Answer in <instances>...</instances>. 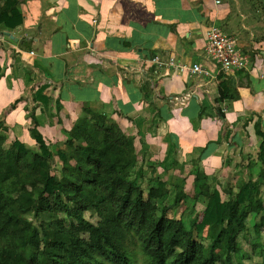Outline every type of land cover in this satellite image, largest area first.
<instances>
[{"label": "crops", "instance_id": "1", "mask_svg": "<svg viewBox=\"0 0 264 264\" xmlns=\"http://www.w3.org/2000/svg\"><path fill=\"white\" fill-rule=\"evenodd\" d=\"M20 7L22 25H0V131L6 136L34 146L42 134L51 147L93 114L124 125L131 119L139 135L154 130L151 145L162 160H179L189 172L201 147L209 161L201 164L215 176L230 142L244 143L240 128L254 121L255 131L259 120L264 131V0H21ZM213 24L237 39L252 60L248 70L226 71L208 58ZM156 56L207 64L213 77L160 66ZM184 126L204 139L190 150L177 133L183 145L171 143L180 152L169 156V138Z\"/></svg>", "mask_w": 264, "mask_h": 264}, {"label": "trees", "instance_id": "2", "mask_svg": "<svg viewBox=\"0 0 264 264\" xmlns=\"http://www.w3.org/2000/svg\"><path fill=\"white\" fill-rule=\"evenodd\" d=\"M20 3L4 0L0 25L16 28L24 23ZM126 122L93 114L71 128L65 143L72 152L53 151L37 134L41 151L26 145L17 156L0 131V264H133L136 255L150 264H249L256 256L263 260L254 264H264V238L248 240V249L238 246L264 183L253 182L252 174L224 187L205 172L201 162L208 153L203 149L189 172L179 160L172 162L181 175L173 174L170 190L154 161L138 165V155L126 164L129 155L148 149L144 134L130 128L131 119ZM255 133L261 138L257 159L263 177L259 120ZM57 158L62 168L54 174ZM188 173L194 175L193 194L185 190ZM198 203H203L202 212L196 210Z\"/></svg>", "mask_w": 264, "mask_h": 264}, {"label": "rangeland", "instance_id": "3", "mask_svg": "<svg viewBox=\"0 0 264 264\" xmlns=\"http://www.w3.org/2000/svg\"><path fill=\"white\" fill-rule=\"evenodd\" d=\"M193 123V122H192ZM254 124V121H253ZM253 124L251 126H249V128H240V133L242 137H244V143L242 144L241 147H237L234 143L230 142V146L229 149L225 156L222 158L224 161L221 165H216L215 168L213 167L212 171L216 176V180L218 182H220V184H222L224 187H227V183H231L233 186H235L236 181L239 178H243V179H248V178H252V174L254 176L253 178V182H262L264 183V176H260L258 175V170L260 168V163H258V159H257V154L259 152V145L261 142V138L254 136V127ZM237 128V126H235ZM224 129V128H223ZM231 129V128H229ZM211 132L215 133V129L212 128L210 130ZM252 132V133H251ZM144 133V132H143ZM177 133H180L183 136L184 140L186 141V143H184V145H186L187 147H189V149H193L198 143H200L204 138V134H191L189 132V130L184 127L179 128V131L176 130V135L174 134L172 138H169L170 144L171 143H176V145L180 146L179 143L182 144L181 142V138L179 136V134L177 135ZM145 134V133H144ZM152 134L151 136H144V139L146 140V142L149 144L148 149L146 147H143V149L141 150V152H139V154H134V155H129V157L127 158L126 164H130V162L134 159H136V157L139 155L141 159L138 160V165L142 162V161H146L149 162V160L152 162L154 161L156 163V173L161 174L164 178L163 180L168 179L169 180V184H168V188L170 190H173V188L170 186V182H172V176L173 174H171V170L173 169V165L172 162L169 160H162V157H164V154H159L158 152H154V145H151L152 141H154V130H152ZM8 136V135H7ZM234 136V135H233ZM16 136H8L7 141L5 143V146L8 148H11L14 155L17 156L18 152H20L22 149H24V146L29 145L30 147L32 145L27 144V143H21L20 139L19 140H15ZM58 138V137H57ZM67 137H61L60 140H58L56 143L57 147H53L54 144L51 143V147L53 149V151H56L58 148H62L65 149L66 151L69 150V152H72L71 149L68 148L67 144L65 143ZM190 140L192 141V145L190 144ZM226 140L228 141V139L226 138ZM16 141V142H15ZM36 141V140H35ZM236 141L238 144H240V142L242 143L243 141L240 138H236ZM24 142V141H22ZM234 142V141H233ZM49 143V142H47ZM154 143V142H153ZM34 146L35 149L40 150L41 148L39 147V144L36 142H34ZM183 145V144H182ZM232 145H234V147H232ZM172 146V144H171ZM198 146H201L200 144ZM237 147V148H236ZM158 148V147H157ZM201 147H196L194 149V153H192V157H191V162H192V166L195 165V162L192 161V159H195L200 151H201ZM173 150V153L170 154L169 156H172L175 158L176 154H178L180 151L176 150L173 146L171 151ZM235 150V152L233 151ZM147 151H152L154 152V157H149ZM77 154V156H81L79 153H75ZM74 154V155H75ZM157 157V158H156ZM215 157H219V156H215ZM137 160V159H136ZM204 164L207 166L209 163L208 160H204L203 161ZM232 162L233 163H237V165L235 166V169L232 166ZM191 164V163H190ZM137 165V166H138ZM190 165L188 166V168L184 169L185 171L188 172L187 169H189ZM62 168V163L59 160V158H57L54 162V166H53V173L54 174H59L60 170ZM210 167H206L205 170L209 169ZM132 170L134 169V167L131 168ZM168 173V175H166ZM212 173V174H213ZM179 175H181V173H179ZM168 176V177H167ZM188 183H190L192 181V174L190 176ZM178 177H176L174 180H177ZM194 179V178H193ZM167 181V180H166ZM146 183V181H145ZM217 183V182H216ZM194 184V183H193ZM193 184H189L191 187L193 186ZM216 185V184H215ZM213 185V186H215ZM206 187V185H201L199 187V189H202V191L204 192V188ZM220 187V186H219ZM189 188V186H188ZM221 188V187H220ZM264 189V186H263ZM196 190V188H195ZM208 191L207 188H205V192L206 193ZM190 193H194V186H193V191L191 190ZM172 194V193H171ZM233 194L236 195V190L233 191ZM225 196V194H224ZM168 197H165L163 200L160 201V203H164L167 200ZM206 198V197H205ZM49 201L55 203V199L53 197H48ZM204 209L203 207V203H198L196 205V210L201 211ZM185 210V206H181L179 208H177L175 214L177 217H180L182 212ZM264 191L260 193V195L258 196L257 201L253 204L252 209L250 210V213L248 215V220H247V225L248 228L246 231L243 232V234L241 235V239H240V243L238 244L239 247L241 248H246L248 249L250 246L248 245V240H250L252 243H254L257 239V236H261L262 238H264ZM90 220L95 221L94 219ZM255 224L257 225V227L255 226ZM253 225L255 226L254 228ZM226 244V243H225ZM245 249V250H246ZM138 252V250H136ZM241 253V251H240ZM141 256V255H140ZM139 255L134 256V261L133 264H150L149 261H142ZM263 260V258H261L260 256H256L255 258H253L251 261L247 260L249 264H254L256 262H261ZM224 263H226V261L224 260Z\"/></svg>", "mask_w": 264, "mask_h": 264}, {"label": "built area", "instance_id": "4", "mask_svg": "<svg viewBox=\"0 0 264 264\" xmlns=\"http://www.w3.org/2000/svg\"><path fill=\"white\" fill-rule=\"evenodd\" d=\"M219 2L220 0H216ZM96 22V20H94ZM206 53L208 58L212 60L220 69L229 70H243L249 69L252 65L250 57L245 54L238 46L237 39L217 25H211L207 31ZM154 61L160 66L168 65L180 71L188 70L191 74L203 78L213 77V70L209 65L195 62L187 64L181 62L176 57L172 56L168 60L163 61L157 56Z\"/></svg>", "mask_w": 264, "mask_h": 264}]
</instances>
